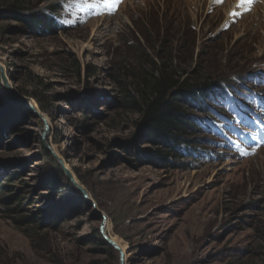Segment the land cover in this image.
I'll return each mask as SVG.
<instances>
[{"label":"rangeland","instance_id":"374dc122","mask_svg":"<svg viewBox=\"0 0 264 264\" xmlns=\"http://www.w3.org/2000/svg\"><path fill=\"white\" fill-rule=\"evenodd\" d=\"M11 1L0 103L23 113L0 138V264H122L106 235L124 264H264V136H249L250 112L222 142L194 130L196 145L161 164L121 86L152 58L217 80L264 68V0L247 13L235 0H122L114 13L103 0H20L18 14ZM40 10L70 29L36 32L22 16Z\"/></svg>","mask_w":264,"mask_h":264},{"label":"trees","instance_id":"16d2710c","mask_svg":"<svg viewBox=\"0 0 264 264\" xmlns=\"http://www.w3.org/2000/svg\"><path fill=\"white\" fill-rule=\"evenodd\" d=\"M22 7L20 0H12L10 3V8L15 14L20 13ZM53 7H51L52 11ZM22 20L32 25L34 30L41 26L43 31L49 32L70 29L42 10L24 14ZM36 32L39 31L36 30ZM161 58L160 60L152 58L150 62H147L149 65L147 68H142L134 74L135 86L131 84L121 86L126 104L132 107L133 111L138 112L141 125L151 135L152 142L157 144L151 156L163 164L169 154L180 158L188 153V147L196 145L194 141L186 137L194 130L199 131L202 122L198 112L211 111L207 103L208 93L211 89L220 87L222 80L204 73H197L194 76L186 75L172 59ZM226 80L228 81L229 78ZM0 89L4 91L1 85ZM197 99L200 100V104L197 103ZM3 107H5L4 103H0V138L7 135L5 127L11 122V118L19 117L23 113L22 106L17 108L11 106L10 109L5 108V110L2 109ZM189 108L195 109L196 112H190ZM41 109L46 110L43 106ZM161 146L165 147V151ZM47 154L50 158L53 157L49 152ZM15 176V173L9 175V180H13ZM48 185L56 186L51 179ZM67 186L74 190L71 180ZM57 219L58 217L55 216V220ZM37 220L43 221L42 218ZM106 244L114 250L112 245Z\"/></svg>","mask_w":264,"mask_h":264},{"label":"water","instance_id":"95a60500","mask_svg":"<svg viewBox=\"0 0 264 264\" xmlns=\"http://www.w3.org/2000/svg\"><path fill=\"white\" fill-rule=\"evenodd\" d=\"M0 71H1V72L3 73V75H4V72H3V69H2L1 66H0ZM3 80H4V83L6 84V86H8L9 89H10V86H9V83H8V80H7L6 76H3ZM11 90H12V89H11ZM12 91H13V90H12ZM20 100H21V102H22L24 105L28 106L30 109H32V110H34L36 113H38L41 117L45 118V117L39 112V110L36 108V106H34L32 103H30L29 101H25V100H23V99H20ZM45 119H46V118H45ZM47 126L49 127V124H48ZM45 146H46L47 149L51 150V151L54 153V151L52 150V147H51L49 144L46 143ZM54 154H55V153H54ZM55 156H56V154H55ZM66 170H67V172H68V175H69L71 181H72V182H73V183L79 188L80 191H83V192H84V188H83V187L79 184V182L75 179L73 173H72L70 170H68V169H66ZM104 227H105V225L103 226V230H104ZM105 238H106L107 242H108L110 245H112L114 248H116V249H118V250L120 251V254H121V256H122V264H124V263H123L124 251H123V249L121 248V246L119 245V243H118L116 240L110 238V237L107 236V235L105 236Z\"/></svg>","mask_w":264,"mask_h":264},{"label":"snow or ice","instance_id":"6c2138e0","mask_svg":"<svg viewBox=\"0 0 264 264\" xmlns=\"http://www.w3.org/2000/svg\"><path fill=\"white\" fill-rule=\"evenodd\" d=\"M105 6L108 8L109 13H114L116 10H118V6L122 2V0H103ZM217 3L220 2V0H216ZM253 3V0H239L240 5H251ZM246 10H250V7L246 8ZM241 13L233 12L231 15H240ZM219 118V116L217 117ZM255 139V137H253ZM243 154V153H242Z\"/></svg>","mask_w":264,"mask_h":264},{"label":"bare ground","instance_id":"6f19581e","mask_svg":"<svg viewBox=\"0 0 264 264\" xmlns=\"http://www.w3.org/2000/svg\"><path fill=\"white\" fill-rule=\"evenodd\" d=\"M77 180V179H76ZM111 238V237H110ZM113 239V238H112Z\"/></svg>","mask_w":264,"mask_h":264}]
</instances>
